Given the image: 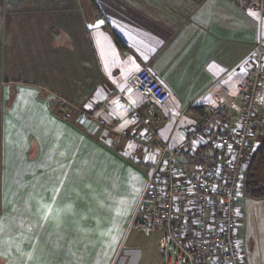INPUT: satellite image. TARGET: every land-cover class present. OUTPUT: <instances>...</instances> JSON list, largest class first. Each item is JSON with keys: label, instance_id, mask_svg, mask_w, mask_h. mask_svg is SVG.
<instances>
[{"label": "crops", "instance_id": "0c3cea01", "mask_svg": "<svg viewBox=\"0 0 264 264\" xmlns=\"http://www.w3.org/2000/svg\"><path fill=\"white\" fill-rule=\"evenodd\" d=\"M255 19L245 0H0V264H110L144 187L118 131L135 107L161 140L182 134L126 78L147 66L187 126L217 78L247 68ZM89 105L114 131L81 115ZM119 172L113 212H89L88 188Z\"/></svg>", "mask_w": 264, "mask_h": 264}, {"label": "built area", "instance_id": "2783aa9c", "mask_svg": "<svg viewBox=\"0 0 264 264\" xmlns=\"http://www.w3.org/2000/svg\"><path fill=\"white\" fill-rule=\"evenodd\" d=\"M245 6L257 14L261 28L264 0H245ZM245 59L247 68L231 85L224 81L227 74L214 81L204 113L187 126L188 110L178 108L169 88L147 66L138 64L125 80L171 120V133L182 132L176 144L161 140L156 118L143 117L135 107L132 130L118 131L132 147L129 158L147 170L128 225L160 232V264H243L235 206L245 159L264 134V35L259 34ZM68 107L60 101L58 112L66 117ZM80 113L114 131L115 126L95 116L93 106Z\"/></svg>", "mask_w": 264, "mask_h": 264}, {"label": "rangeland", "instance_id": "374dc122", "mask_svg": "<svg viewBox=\"0 0 264 264\" xmlns=\"http://www.w3.org/2000/svg\"><path fill=\"white\" fill-rule=\"evenodd\" d=\"M255 20L256 28L257 26L259 28L257 17ZM198 111L199 114L196 115L203 114V106ZM160 113L162 114L160 116L163 117L164 113ZM263 138L264 134L258 138L257 145L260 144ZM125 150H128V148L125 147ZM129 154H132L131 149ZM126 159L134 165L135 171L132 181L134 182L135 189H137L140 185L145 184L147 170L139 167L131 159ZM248 160L249 155L245 159L244 166L248 163ZM102 175L103 179H100L93 187L88 188L86 207L89 212L92 211L93 213H112L116 207V203H119L120 196L128 188V185L123 173H118V181L113 176ZM89 176L91 175L89 174ZM123 177L124 182H122ZM242 179L241 177L240 183H242ZM239 190V197L236 201L239 212L235 216V225L237 228L236 238L243 254V256L241 254L243 264H264V199L260 201L256 199V201L250 200L244 195L241 185L239 186ZM159 236L160 232L157 230L140 231L128 225L125 232L121 234L119 243L114 247L115 250L113 249L114 253L111 256L110 264H118L124 252L130 253L127 264H159Z\"/></svg>", "mask_w": 264, "mask_h": 264}, {"label": "trees", "instance_id": "16d2710c", "mask_svg": "<svg viewBox=\"0 0 264 264\" xmlns=\"http://www.w3.org/2000/svg\"><path fill=\"white\" fill-rule=\"evenodd\" d=\"M200 107L194 112L199 114ZM264 138L249 154L248 163L245 165L241 177L243 193L250 199H264Z\"/></svg>", "mask_w": 264, "mask_h": 264}, {"label": "snow or ice", "instance_id": "6c2138e0", "mask_svg": "<svg viewBox=\"0 0 264 264\" xmlns=\"http://www.w3.org/2000/svg\"><path fill=\"white\" fill-rule=\"evenodd\" d=\"M250 15L256 16L257 14L255 12H250ZM89 107H90V105H89ZM50 211H51L50 207L47 208V212H50ZM47 212H46V215H47Z\"/></svg>", "mask_w": 264, "mask_h": 264}]
</instances>
